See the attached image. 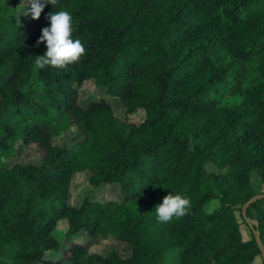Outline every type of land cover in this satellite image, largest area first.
Here are the masks:
<instances>
[{
  "label": "trees",
  "instance_id": "trees-1",
  "mask_svg": "<svg viewBox=\"0 0 264 264\" xmlns=\"http://www.w3.org/2000/svg\"><path fill=\"white\" fill-rule=\"evenodd\" d=\"M4 1L12 12L0 14V264L262 260L250 227L257 220L264 244V200L250 221L242 207L260 194L254 174L264 185V0H58L38 20ZM60 10L86 53L65 69H37L35 56L47 51L37 41ZM89 82L144 120L118 116L107 99L82 105ZM56 118L69 122L59 135ZM73 133L71 146L56 142ZM18 138L39 163L1 161L17 157ZM78 174L94 192L117 187L120 198L72 206ZM170 193L190 207L162 223L154 208ZM63 221L67 248L55 236ZM110 239L131 253L91 251Z\"/></svg>",
  "mask_w": 264,
  "mask_h": 264
},
{
  "label": "rangeland",
  "instance_id": "rangeland-1",
  "mask_svg": "<svg viewBox=\"0 0 264 264\" xmlns=\"http://www.w3.org/2000/svg\"><path fill=\"white\" fill-rule=\"evenodd\" d=\"M15 4L19 9V16L23 18L25 16L24 9L26 7H31L30 4L27 5L28 0H14ZM22 2H24L23 6H21ZM12 9L6 6L4 0H0V14L9 15L11 14ZM92 99H107L111 102L112 106L116 114L122 118L128 119L132 122H141L144 120L145 115L144 112L139 111L135 115L131 117H127L124 114L122 103L119 99L107 97L104 90L96 89L92 82L86 83L81 89L80 102L82 105H87ZM66 120V119H65ZM63 120V118H56L54 122H52V126H54V131L57 135L61 134L68 126V120ZM76 134L65 135L63 137H58L56 142L62 146H71L74 144L79 138ZM17 148V157L15 158H5L1 157L2 162H8L11 165L14 163H39L41 161L40 152L36 149V147H23L21 145V138L16 139L15 145ZM211 171H215L212 166H209ZM88 176L87 174H78L73 180V187L71 191V205L79 206L85 197L93 196L94 199L100 200L102 202L117 200L120 198L119 189L117 187H108L106 189L99 190L98 192H94L92 188H90L88 184ZM253 184L258 193H264V185H262L260 178L257 177L256 174L253 175ZM219 207L218 201H213L211 204V208ZM251 215L255 218V213L251 211ZM239 216V214H238ZM66 221L61 222L59 225V233L55 236L64 243V248L70 246L69 241L63 240L62 234L66 231ZM242 234L245 240L250 238V234L248 231V227L246 225L242 226ZM79 240L85 241L86 235L80 236ZM116 250L119 251L122 256H128L130 252V248L128 246L121 245L117 241L110 239L108 241L103 242L101 245H98L91 249L93 253H98L101 255H108L111 251ZM56 257H61L62 252H56L52 254ZM257 264H262L261 258H258L256 261Z\"/></svg>",
  "mask_w": 264,
  "mask_h": 264
},
{
  "label": "clouds",
  "instance_id": "clouds-1",
  "mask_svg": "<svg viewBox=\"0 0 264 264\" xmlns=\"http://www.w3.org/2000/svg\"><path fill=\"white\" fill-rule=\"evenodd\" d=\"M58 0H28L27 7L32 19L38 20L46 4L55 6ZM22 2L21 6H23ZM50 26L42 29V35L37 41V46L46 42L47 51L43 55L35 56L34 64L37 69L52 67L65 69L69 65L77 63L85 55L86 49L80 39H73V17L65 10L49 13ZM190 207V199L180 194L169 195L163 198V202L154 208L159 222H170L174 217L180 218L187 214Z\"/></svg>",
  "mask_w": 264,
  "mask_h": 264
},
{
  "label": "water",
  "instance_id": "water-1",
  "mask_svg": "<svg viewBox=\"0 0 264 264\" xmlns=\"http://www.w3.org/2000/svg\"><path fill=\"white\" fill-rule=\"evenodd\" d=\"M258 200H264V193H260V194H257L255 196H253L249 201H247L243 207H242V215L248 220L249 219V216H248V212H249V209L251 208V206L257 202ZM250 221V219H249ZM253 225L257 226L258 225V222L257 220H253L252 221V225H251V230L255 236V239H256V242L262 252V260H263V263H264V244L261 240V236H260V232L257 228H255Z\"/></svg>",
  "mask_w": 264,
  "mask_h": 264
}]
</instances>
